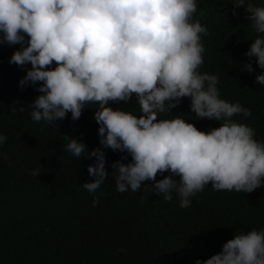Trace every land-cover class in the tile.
<instances>
[{"label": "clouds", "instance_id": "1", "mask_svg": "<svg viewBox=\"0 0 264 264\" xmlns=\"http://www.w3.org/2000/svg\"><path fill=\"white\" fill-rule=\"evenodd\" d=\"M230 3L234 15L245 7L257 34L245 53L244 69L254 72L255 58L264 70V5ZM197 7V0H0V44L21 45L9 63H30L19 85L37 86L40 93L27 106L31 119L55 126L69 112L77 120L86 105H97L93 119L102 147L89 150L64 134L74 157L95 158L88 165L94 179L83 183L89 193L109 175L107 148L131 157L111 164L117 191L136 192L150 181L166 201L175 192L181 208L190 207L191 197L209 183L215 191L245 193L264 185V142L254 138L253 127L233 119L251 116V109L221 98L219 77L200 71L202 35L208 29L194 19ZM255 79L264 85V71ZM133 94L139 115L110 105L128 102ZM184 97L198 119L220 121V126L202 131L179 116L158 119ZM27 109L14 106L13 112ZM5 141L0 134V145ZM39 174V169L31 171ZM158 174L163 178L157 180ZM92 203H98L97 197ZM195 264H264V228L236 231L220 252Z\"/></svg>", "mask_w": 264, "mask_h": 264}, {"label": "trees", "instance_id": "2", "mask_svg": "<svg viewBox=\"0 0 264 264\" xmlns=\"http://www.w3.org/2000/svg\"><path fill=\"white\" fill-rule=\"evenodd\" d=\"M251 2L264 5V0ZM197 5L194 19L208 29L202 35L205 52L200 71L219 77L221 98L251 109V116L236 114L233 119L253 127L254 138L264 142V85L255 79L264 70L255 58L254 72L243 67L257 35L248 13L241 6L234 15L230 0H197ZM20 47L0 44V134L6 136L0 145V264H195L220 252L236 231L264 228V185L245 193L215 191L209 183L191 197L190 207L181 208L175 192L166 201L150 181L136 192L117 191L111 164L127 163L131 157L110 148L104 149L109 175L96 192L89 193L83 183L94 179L88 175V165L95 158L74 157L66 150L64 134L83 141L89 150L102 147L93 119L97 105H86L77 120L69 112L54 121L55 126L33 121L27 106L40 93L37 86L19 85L31 65L9 63ZM110 105L139 115L135 94L128 102ZM14 106L27 110L13 112ZM177 116L202 131L221 124L198 119L188 97L158 119ZM33 169H39L38 177L31 175Z\"/></svg>", "mask_w": 264, "mask_h": 264}]
</instances>
